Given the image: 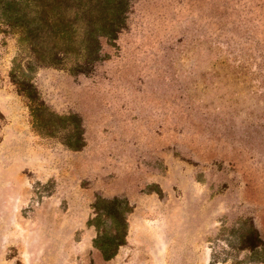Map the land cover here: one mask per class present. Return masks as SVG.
<instances>
[{"label": "rangeland", "instance_id": "374dc122", "mask_svg": "<svg viewBox=\"0 0 264 264\" xmlns=\"http://www.w3.org/2000/svg\"><path fill=\"white\" fill-rule=\"evenodd\" d=\"M9 1L0 264H264V0H131L96 51L22 32Z\"/></svg>", "mask_w": 264, "mask_h": 264}, {"label": "trees", "instance_id": "16d2710c", "mask_svg": "<svg viewBox=\"0 0 264 264\" xmlns=\"http://www.w3.org/2000/svg\"><path fill=\"white\" fill-rule=\"evenodd\" d=\"M131 0H27L21 7L19 0L9 4L16 6L18 15L12 26H20L22 32L42 34L52 48L76 46L77 37H85L86 47L96 51L98 38L115 39L125 27ZM32 25H34L32 27ZM29 97V93L27 94ZM115 206V205H114ZM110 214L113 211H108ZM117 222V221H116ZM113 234L102 232L95 243L105 258L116 255L126 240V222L118 221Z\"/></svg>", "mask_w": 264, "mask_h": 264}]
</instances>
